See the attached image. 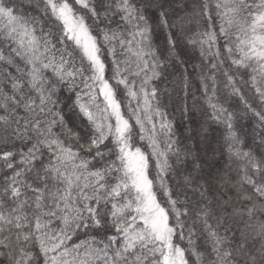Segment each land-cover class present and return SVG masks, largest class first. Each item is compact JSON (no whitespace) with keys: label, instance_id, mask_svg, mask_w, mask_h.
Wrapping results in <instances>:
<instances>
[{"label":"snow or ice","instance_id":"snow-or-ice-1","mask_svg":"<svg viewBox=\"0 0 264 264\" xmlns=\"http://www.w3.org/2000/svg\"><path fill=\"white\" fill-rule=\"evenodd\" d=\"M192 72L235 183L175 138L157 83L183 100ZM218 77L264 125V0H0V264H264V154L241 147Z\"/></svg>","mask_w":264,"mask_h":264},{"label":"trees","instance_id":"trees-1","mask_svg":"<svg viewBox=\"0 0 264 264\" xmlns=\"http://www.w3.org/2000/svg\"><path fill=\"white\" fill-rule=\"evenodd\" d=\"M25 4L28 0H24ZM179 3V0H177ZM74 7H78L75 6ZM179 14H183L177 9ZM162 39V36L160 37ZM199 63V61H196ZM167 80L157 83L158 87H166L172 93V100L168 104L169 119L174 122L175 138L181 143L182 150L184 147L190 146L191 151L196 154L198 160L196 163L201 165V174L205 177H213V183L219 181L220 177L227 175V179L235 183L243 175L241 169L243 167L235 159L229 160L228 153L225 151V136L227 135L226 127L223 123L212 121L208 113L211 109L204 102L202 92L203 89L197 79L196 72L190 73L191 86L189 94L185 99L183 91L176 87L172 80L173 76L168 75ZM218 102L226 107L233 115V126L237 133L241 147L245 151L251 150L253 154L259 158L264 154V125H261L258 117L253 112L245 107L243 100L235 95L229 88L224 86L222 78L218 77ZM244 93V98L248 103L252 104L253 108L259 111L258 103L254 101L253 94L248 88H241ZM58 110L62 111L68 127H73L77 121V109L73 106L75 96L69 92L67 88L63 89L58 96ZM186 103L189 106L187 113H181V106ZM74 131H80L79 128H74ZM87 131V129H85ZM84 132H81L83 135ZM139 146L144 147V142H140ZM192 157H188L183 165H177L188 171L192 169ZM251 174V173H249ZM175 179L179 180L177 176ZM172 181L169 180V183ZM222 183V181H220ZM225 189L229 196L233 197V203L236 206H241L235 199V190L225 185ZM245 191H248V186H245ZM83 239V237H81ZM181 246H184L182 244Z\"/></svg>","mask_w":264,"mask_h":264}]
</instances>
